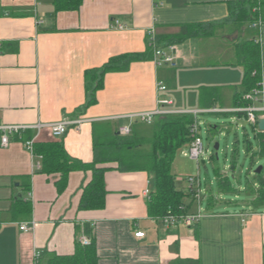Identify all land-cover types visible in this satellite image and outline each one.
I'll list each match as a JSON object with an SVG mask.
<instances>
[{"label": "crops", "instance_id": "1", "mask_svg": "<svg viewBox=\"0 0 264 264\" xmlns=\"http://www.w3.org/2000/svg\"><path fill=\"white\" fill-rule=\"evenodd\" d=\"M53 1L0 0V126H43L12 136L7 147H0V264H34L35 251L41 253L40 264L51 255L70 256L88 229L97 264H264V203H256L257 177L242 187L241 202L225 198L236 194L231 179L230 189L222 190L216 177L208 178L215 191L205 188L199 222L167 227L148 215L145 191L152 183L147 173L120 172L117 163L97 165L107 169L104 207L80 211L82 189L92 173H70L66 189L57 194L59 175L41 173L40 157L25 148L28 141H59L70 158L90 164L94 132L99 138L102 128L115 134L127 126L135 135L148 137L147 125L133 116L156 110L158 99L169 100L171 105L164 108L174 112L222 110L216 114L230 116V125L238 127L244 116L234 111L239 109L234 95L242 92L243 69L231 48L225 50V63L215 61L221 52L210 41L223 37L224 29H229V38L231 26L174 45V67H158L152 56L125 72L106 73L96 103L83 108L86 71L115 56L144 53L151 37L164 48L158 39L177 35L183 25H216L236 0H83L79 10L61 12H55ZM236 37L238 42L258 39L264 89V23L256 22ZM158 83L163 92H158ZM203 90L208 95L202 102ZM76 119L84 122L60 138L46 127ZM252 150L258 152L257 142ZM180 172L173 161L176 189L185 195L182 208L195 213L197 205L187 196ZM261 172L264 177V167ZM221 174L229 177L225 170ZM22 224L30 230L22 232ZM137 232L144 236L135 237Z\"/></svg>", "mask_w": 264, "mask_h": 264}, {"label": "trees", "instance_id": "2", "mask_svg": "<svg viewBox=\"0 0 264 264\" xmlns=\"http://www.w3.org/2000/svg\"><path fill=\"white\" fill-rule=\"evenodd\" d=\"M83 0H54L55 12L77 11ZM264 23V0H236L228 5V16L216 25H183L177 35L166 36L158 39V43L167 47L169 45L182 44L188 39L203 37L217 28L223 29L231 26L232 31L240 33L242 29H248L252 24ZM157 43V45H159ZM236 63L242 67L243 76L240 87L241 93H235V106L243 108L247 102L242 96L252 89L259 87L261 82L260 44L258 39H244L235 47ZM152 50L149 47L144 53L124 54L112 57L101 68L85 72V91L87 94L84 109L96 103L95 94L102 88L103 76L111 72H125L134 62L151 59ZM204 92V93H203ZM202 92V102L208 95L207 90ZM205 105V107H208ZM244 116V113H239ZM194 122L191 114L164 115L157 117L151 125L152 131L148 137H139L133 131L127 137H121L117 133L112 134L108 129L100 130V137L95 136L93 141L94 158L92 163L84 164L72 159L65 152L61 142L33 143V154L41 159V173L45 175L58 174L59 179L54 183L57 194L64 192L68 182V176L76 171H90V182L82 189L78 210H100L104 207L106 190L104 173L107 169L98 168L97 165L105 163H117L120 172H145L151 178L147 208L148 215L152 218L162 219L167 214L181 216L183 210V198L185 195L175 186V177L171 173V165L176 153L190 142L189 129ZM254 140L258 145L255 156H264V132H259L256 126H251ZM246 150L252 148L249 139H246ZM210 161L217 163V156H210ZM234 169V164L230 166ZM217 185L222 190H229V177L223 176L218 168H214ZM259 189L256 203H264V177L261 172L256 175ZM187 196L194 202L192 194ZM212 203L214 200H211ZM87 236L91 238L88 229ZM41 256L37 262L40 264ZM96 248L93 238L88 246L76 244L74 253L70 256L51 255L45 264H97ZM178 264H199L197 261H182Z\"/></svg>", "mask_w": 264, "mask_h": 264}, {"label": "built area", "instance_id": "3", "mask_svg": "<svg viewBox=\"0 0 264 264\" xmlns=\"http://www.w3.org/2000/svg\"><path fill=\"white\" fill-rule=\"evenodd\" d=\"M251 1H258V0H251ZM259 23V22H258ZM119 30L122 29V26L117 27ZM149 47L152 50L153 62L156 66H175L176 61V46L169 45L167 47L161 48L157 47L155 44V40L153 37L149 40ZM158 92H163L165 87L161 84H157ZM242 99L247 102V106L243 108H239L234 110L238 113H244L246 122L250 126H256L260 119H264V89L262 81L259 84V87L252 89L248 93L242 96ZM171 105L169 100L158 99V108L151 112L140 113L133 116L139 122L151 126L154 120L159 116L164 115H176V114H191L194 117V122L190 126L189 129V137L190 142L185 145L183 149H181L180 153L184 158H188L190 160H194L198 162L199 158L203 155L204 149L202 145V139L200 137V125L198 116L204 113L216 114L222 113V110L218 109H209V110H194L190 112H174L170 111L165 106ZM84 122L82 119L76 120H62L58 123L49 124L46 127L50 130L53 137L60 138L62 137L68 130V128L75 126L78 127ZM41 125H35L32 127L28 126H14V125H7V126H0V147H7L9 143V138L12 136H21L23 131L27 129L33 128L35 130L41 129ZM117 134L121 137H127L131 134V129L127 126L119 127L117 130ZM25 148L33 154V142L28 141L25 142ZM39 166V165H38ZM185 183L187 185V192L192 194L193 200L197 205V211L195 213H185L181 216H173L171 214H167L164 218H162V223L167 227H173L178 224H182L184 226H192L199 222L202 217L200 212V202H201V195H200V181L197 176H188L185 178ZM149 191H145L147 195ZM20 230L22 232H28L30 230V226L28 224L20 225ZM135 237H143L144 234L142 232H137L134 234ZM90 238L88 236H82L80 239V243L83 246H88L90 244ZM41 253L35 251L33 253V261L34 264H37Z\"/></svg>", "mask_w": 264, "mask_h": 264}, {"label": "rangeland", "instance_id": "4", "mask_svg": "<svg viewBox=\"0 0 264 264\" xmlns=\"http://www.w3.org/2000/svg\"><path fill=\"white\" fill-rule=\"evenodd\" d=\"M228 30H222L223 37H216L210 40L211 47H214L215 52L220 50L221 56L214 58L215 61L225 63L227 57L224 55L225 50L230 49L233 51V42L237 41V32L228 36ZM235 38V39H234ZM239 40V39H238ZM205 49L209 48L207 43L204 44ZM200 125V137L202 139V145L204 149L203 155L199 158L198 162L184 158L178 150L174 159V167L181 170L179 179H184L188 175H199L200 181V195L201 197L205 193V188H210L215 191V184L211 181L214 179V168H218L220 172L225 170L228 173L231 183L236 188V194L226 195L225 198L232 201H243L244 195L240 193L248 182L253 183L256 178L255 171L259 167H264V158H251L252 152L249 153L246 150L247 141H250L252 149L256 146V141L253 138L252 128L246 122L245 117L237 124L238 127L231 126L233 123L230 116L222 114H210L204 113L198 116ZM210 126H216L217 128L210 130ZM153 127L147 126V133H151ZM215 144H218V150H214ZM185 147V146H184ZM217 156V163H209L210 156ZM234 164V173L231 171L230 166ZM175 172V170H174ZM208 178L211 179L210 182Z\"/></svg>", "mask_w": 264, "mask_h": 264}, {"label": "water", "instance_id": "5", "mask_svg": "<svg viewBox=\"0 0 264 264\" xmlns=\"http://www.w3.org/2000/svg\"><path fill=\"white\" fill-rule=\"evenodd\" d=\"M257 129H258V131L259 132H264V119H260L259 121H258V124H257ZM218 144H215V146H214V150H218ZM261 173V167H259L258 169H256V171H255V174L256 175H259Z\"/></svg>", "mask_w": 264, "mask_h": 264}]
</instances>
